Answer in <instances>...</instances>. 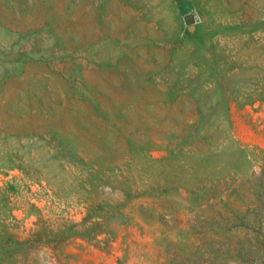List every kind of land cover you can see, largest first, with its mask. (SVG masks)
<instances>
[{"label":"rangeland","instance_id":"1","mask_svg":"<svg viewBox=\"0 0 264 264\" xmlns=\"http://www.w3.org/2000/svg\"><path fill=\"white\" fill-rule=\"evenodd\" d=\"M0 264H264V0H0Z\"/></svg>","mask_w":264,"mask_h":264}]
</instances>
